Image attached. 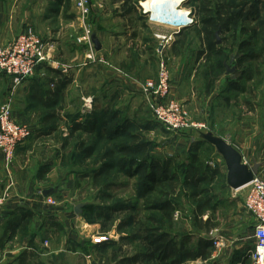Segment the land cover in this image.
Returning <instances> with one entry per match:
<instances>
[{
    "label": "crops",
    "instance_id": "1",
    "mask_svg": "<svg viewBox=\"0 0 264 264\" xmlns=\"http://www.w3.org/2000/svg\"><path fill=\"white\" fill-rule=\"evenodd\" d=\"M108 2L120 8L119 15H110L106 9ZM123 3L118 0H92L91 15L85 21H75L72 17L73 0H0V33L3 41L8 43L14 40L31 26L48 44L49 50L48 61L41 64L35 74L18 88L13 86L11 77L0 73V105L11 101L17 119L28 124L33 132L30 139L17 148L11 164L7 165L0 150V183L5 195L0 203V264H96L95 252L101 251V244L109 239L105 237L100 224L85 219L83 209L81 213L76 211L77 202L74 199L80 195L79 186H82L84 179L64 173L62 153L68 148L63 141L72 129L68 124L59 125V119L66 118L64 112L67 110L69 115L78 102V98L71 94L77 81L70 70L81 68L79 71L86 75L81 86L90 88L89 79L95 65L88 62L87 55L93 51L99 60L97 67L101 72L97 78L98 92L92 97H100L104 105L91 112L88 110L79 119H88L93 112H98L103 119L109 114L110 117L101 120L100 124L105 134L113 126L122 124L121 119L135 124L139 122L140 116H137L138 113L131 114L130 107L114 106L123 97L124 89L127 92H141L147 80L157 79L161 60L164 53L168 55V51L163 50L164 40L159 38L160 32L144 28L155 23L149 22L144 14H136L140 7L132 5V2V8L127 13ZM140 4L143 7V2ZM147 11L146 8L144 13L147 14ZM177 32L179 36L184 29ZM94 35L102 45L100 50L96 49ZM78 38L81 40H76ZM187 79L186 67L179 68L176 75L173 74L172 85L177 90V87L185 86ZM174 87L172 91L175 94ZM111 93H114L113 96ZM224 96L228 98V95ZM117 113L119 115L114 120L113 116ZM257 113L256 123L250 121L249 114L235 132L230 131L232 123L226 117L222 118L224 123L217 120L216 125L207 124L202 131L189 129L185 135L179 134L178 137H183L181 143L175 147L172 145L171 149L175 150L174 154L180 155L181 151L182 157L190 155L197 166H202L206 175H209V171H215L211 166L218 162L226 176L227 189L238 191L240 189L229 186V169L225 158L208 137L210 135L231 144L241 153L244 163L256 169L255 173L264 179V105L258 107ZM221 123L222 128H218ZM232 135L236 136L230 140ZM58 136L62 142H59ZM209 150H214L215 155L207 161L202 160L200 155ZM246 195L247 191L244 203ZM48 198L55 199L56 204H50ZM82 204L84 207L85 204ZM215 228L209 231L204 229L211 233L209 238L213 243L220 240L221 245L217 247L213 244L207 259L199 258L184 264H254L251 256L256 245L254 232L253 243L247 245L240 242L239 235L227 238L218 235ZM231 248L235 253L228 252ZM244 250L246 253L243 254Z\"/></svg>",
    "mask_w": 264,
    "mask_h": 264
},
{
    "label": "rangeland",
    "instance_id": "2",
    "mask_svg": "<svg viewBox=\"0 0 264 264\" xmlns=\"http://www.w3.org/2000/svg\"><path fill=\"white\" fill-rule=\"evenodd\" d=\"M73 1L72 17L75 21H83L78 17L76 0ZM147 1L148 0H133L132 3L134 4L132 5L140 7V10H138L136 14H144L145 18L152 23V14L149 11H147V14L144 13V11L146 12L144 4ZM245 1L185 0L179 8L186 9L191 19L190 24L192 21L193 23L191 25L189 24V27L186 26V29L185 27L180 29V31L184 29V32H181L179 36L177 32L179 30L172 29L169 26H158L156 22L153 26H144V28H148V30L152 32L156 33L158 31L161 33L158 34V36L160 39L164 40L163 50L168 51V55L164 53V59L168 66H170L169 69H171L172 80L173 74L176 75L177 69L186 67L188 70V79L185 81V86H179L176 90V87L172 85V89L174 87L176 90L175 94L173 91L172 93L174 94L173 97L175 100H179V102L187 107L192 121L201 123L206 122L205 124L207 125L210 123L215 124L217 120L224 123L222 118L226 117L228 120H231V127H233L230 130L231 132L238 131L237 128L239 127V123L241 124L243 119L247 120L246 118L249 114L250 121L256 123L258 120L257 109L264 105V0ZM140 2H143V7ZM227 2L243 3V6L245 5V13H248L250 9L255 13H252L250 19L248 18L245 22L243 21V25L247 27L246 32L242 31V25L234 28V30H236L235 32H221L218 30L216 33V47L222 50V53L213 54L206 50L199 33L202 26L200 9L206 5L208 6L207 8L214 9L218 5ZM158 8L163 9L160 4ZM106 9H108L107 11H109L111 16L114 14L119 15V12H121L119 7L109 2L106 5ZM126 12L128 13L129 9H127ZM250 14L251 12L248 13V15ZM76 25L80 26L77 22ZM254 29H257L258 35L256 39L253 40L252 43L254 44L250 48V51L241 50L240 42L251 39L250 37L254 34ZM176 39L177 42H174ZM76 40L79 41L81 39L78 38ZM83 46L85 47L86 45ZM245 52H247V56H245V60L240 64L239 59L244 56L243 54ZM252 53L257 56L256 59L248 56ZM98 61V58L96 60H88L89 63L91 62L92 65H95V69L90 76L91 79H89V89L85 86H81L82 80H86V75H82L79 71L81 68L78 69L74 67L70 70L73 71V77L77 81L71 94L76 99L78 98V102L73 106L72 110H70L72 112L69 113V115L67 114V110L64 112L67 119L64 117L62 120L59 119V125L68 124V127L72 129L75 121L84 123L87 120L86 118L84 120L79 119L82 114L87 113L88 110L91 112L93 109L100 108L104 105L100 97H96L97 99L92 97L93 94H97L99 89L97 78L101 70L97 67L99 64ZM218 61L224 64V68L220 69V76L219 72H214ZM72 63L76 64L77 62ZM70 71H68V73ZM69 75H71V73ZM232 83H237L239 87L233 88V86H231ZM141 92L142 94L140 95ZM141 92H132L131 90L127 92L124 89L122 94L123 97H121V99H119L120 101L114 106V108H124V106H128L131 109V114L134 115V113H138L137 116L141 117V120L140 117H138V121L142 122L140 123L141 128H145L142 124H146L148 120L156 124V127L151 130H142L145 131L143 134H139L137 130V128L140 127L133 128L134 133L136 132L141 135L139 136L140 139L138 142L128 135L126 140L123 139V134L122 137L119 136V138H117L121 139L119 141L123 140L124 142L132 143L134 149L139 146L137 150L138 153L136 152L135 161L133 162V174L119 171L116 165L113 167L111 164L112 167L109 170L110 172L106 175L104 174L100 178L101 181L97 184L95 179H92L94 175L92 171L94 170L95 172L97 168L103 165V160L99 159L98 156H101L104 151L101 154L99 153L97 157L95 156L94 158L90 157L82 160L80 156L74 152V146H76L77 141L70 138V142L68 144L66 143L65 146L68 148V151H66L65 148L62 153L63 163H65L64 173L67 174V176L71 174L77 176L79 173H87L90 175V177L82 181V186H79L81 187V191L79 192L80 195L76 196L74 199V201L77 202V206L84 203L85 205L92 204L94 209L100 206L112 205H122L123 207V209L116 212L113 219L106 224H103V219L96 218L93 209L90 211L92 214L88 217L89 221L95 220L96 222L92 223L100 224L101 230L105 233V237H109L110 239L104 242L110 241L113 244L107 248H103L99 252H95V260L100 264H114L112 261L108 260L111 258L114 249L122 247V252L119 251V254H123L124 252L132 253L142 247L137 239L139 235L135 232L136 228H138L137 224L139 221L146 220L147 217L155 214L151 212L148 208L149 206L145 205V197L142 198V192L140 190L143 180L148 176V170H150V172L152 170L157 172V174L155 173L156 175L166 173L170 175L175 174L179 184L178 191L171 194L172 200L175 203L177 202L178 205L177 211L173 217L172 226L170 222H167L163 226V229H169L168 226H171V231L174 234H179L180 237L190 235L193 240L192 243L203 235L211 237V233H207L206 229L198 225L194 216V209H196L199 204L204 203V201L201 200L203 198L200 199L199 196L193 195L194 185L197 183V180L202 177L203 168L201 165L197 166V162L193 161L190 155L186 156L183 152L184 156L182 157L181 151L180 155L177 153L174 154L173 151L175 150L172 151V145L175 147L177 143L183 139L182 136L185 135L186 131L174 132L166 129L164 125L157 123L159 121L156 119L147 102L148 96L144 94L143 87ZM113 94L114 93H111L112 96ZM224 95H228V98ZM86 97L89 99L85 100ZM111 103H113V101ZM79 113L81 114L79 115ZM109 117V114H107L104 119H108ZM121 117L123 118L124 116L121 115ZM223 123L219 124L218 128H222ZM80 133L83 135V139L87 144L91 143L96 146L101 144L96 141V137H91L87 131H84V133L76 132V135ZM179 134L182 136L178 137ZM235 136L236 135L230 136V140L235 138ZM58 139L59 142H62V138L59 137ZM167 141L169 143H167ZM135 142L137 144L136 146ZM116 143L117 142L112 139L108 144H104L103 149L105 150L107 147L111 148ZM167 144L169 148L165 149L164 146L166 147ZM208 149H210V147ZM215 153L214 150H209L200 155V158L207 161L210 157H213ZM121 155V153H116L115 159H118ZM110 161H113V163L115 162L114 158ZM185 161L188 163L186 164ZM141 162L148 163L149 166L140 169L137 164ZM165 164H168V167H165ZM211 169H217L218 173L213 176L209 171L211 177L207 175L205 184L201 186L208 189V195L205 200L209 198L211 202L205 209L202 215L204 219H202L207 220L209 217L210 226L208 229L216 227L214 231H217L218 235L222 234L227 236V238L233 237L232 235H239L241 243H246L247 245L252 244V233L254 232L255 221L253 216L247 212L244 205V194L248 190V187L238 191L227 189L226 176L221 171L220 164L218 162L214 163ZM108 185L111 187H108ZM153 195H155V193ZM83 208L82 209L85 210V207ZM120 225L123 226V229L120 228ZM136 235L137 237H135ZM228 252L235 253V250L231 248ZM244 253H246L245 250L243 251V254ZM97 262L96 264H98Z\"/></svg>",
    "mask_w": 264,
    "mask_h": 264
},
{
    "label": "trees",
    "instance_id": "3",
    "mask_svg": "<svg viewBox=\"0 0 264 264\" xmlns=\"http://www.w3.org/2000/svg\"><path fill=\"white\" fill-rule=\"evenodd\" d=\"M118 1L124 2L123 6H125V9H131L130 3L133 0ZM244 1L245 0H242V2ZM207 7L208 6L206 5L200 9L202 26L200 28L199 33L202 39V43L204 44L208 52L210 51V53L213 54H221L222 50L217 49L216 47L217 31L220 30L221 32H235L236 30H234V28H237L239 25H242V31L246 32L247 27L243 24L245 20H248V18L250 19L252 13L254 14L255 12L251 11L250 9L249 12H251V14L248 15L249 12L245 13V5L243 6V3L240 2H227L218 5L214 9ZM253 33L254 34L252 35V37H250L251 39L240 42L241 50L250 51V48L254 44L252 42L254 39H256L258 35L257 29H254ZM246 53L247 52H245L243 54L244 56L239 59L240 64H242V62L245 60L244 58L245 56H247ZM248 56L253 59L257 58L254 53ZM223 68L224 64L218 61L214 72H219L220 76V69ZM231 86H233V88L239 87L237 83H232ZM80 114L81 113H79V115ZM118 115L119 113L114 114V120L117 119ZM49 116L52 117L53 115H47V117ZM101 120H103V118L101 116L99 117L98 112H93L88 116L87 121H85L84 123H79L75 121L71 130V134L68 137H64V146H66V143L68 144L70 142V138H73L77 141L76 146H74V152L77 153L82 160L88 159L90 157H97L99 153L101 154L104 151L101 156H98L99 159L103 160V165H101L100 168H97L95 172L94 170L92 171V173L94 174L92 179H95V182L97 184L101 181L100 178L104 174H108L110 172L109 170L111 169V167H114L115 165L119 168V171H125L127 172V174H133V162L135 161L136 152L139 146L134 149V145H132V143H127L123 140L119 141L121 140L117 139L119 138V136L122 137L123 134L122 138L126 140L128 135L136 139V142H138V140L140 139L139 136H141L139 134H143L142 130H144L145 128L149 129L151 127H156V124L152 123L151 120H148L147 123L144 125L142 124V126H145V128H141L140 123L142 122H137L136 124L131 122L128 123L127 121L129 120L121 119V122H123L122 124L116 127L113 126V129L110 128L109 131L105 134L101 129L103 127L100 126ZM157 123L163 125L160 122ZM133 128H137L139 134L136 132L134 133ZM84 131L89 132L91 137H96V141L101 144L97 146L91 143L87 144L83 139V135H81V133L76 135V132L84 133ZM112 139H114V141H116L117 143L113 147H107L104 150V144H108V142ZM136 142L135 146L137 145ZM116 153H121V157L115 159ZM113 158L115 160L114 163L113 161H110ZM95 160L97 161L96 158ZM193 160L195 161V159ZM63 165L65 166V163H63ZM137 165L140 167V169L142 167L149 166L148 163L144 162H141ZM165 167H168V164H165ZM148 172V176L142 182V186L140 189L142 193H140L142 194V198L145 197V205L149 206L148 208L151 210V212H154L155 214L150 215L146 218V220L139 221V223L137 224L138 228H136L135 232L139 236L137 237L136 235L135 237H137L142 247L132 253L124 252L123 254H119V251L122 252V247H120L119 249H114L111 258L108 260L112 261L114 264H184L187 261L197 260L199 258L207 259L211 255V249L213 248L214 244L211 238L201 237L196 243H192L193 240L190 235L180 237L179 234H174L171 231L173 217L175 212L177 211L178 206L177 202L175 203L171 197L172 193H176L178 191L179 184L176 175H170L167 173L162 175H156L157 172L153 170L151 172L150 170H148ZM211 173L213 174V176H215L217 175L218 171L217 169H215V171ZM77 176L78 178L84 180L87 179V177H90V175L87 173H79ZM209 176L211 177V175H208V177ZM206 178V173H203L202 177L198 179L197 183L194 185L193 195L199 196L200 199L203 198L201 200L204 201V203L199 204V206L194 209V216L198 225H200L201 228H206L209 231V219L206 221L202 219V215L205 212V209L211 204L209 198L205 200L206 196L208 195V189L205 187H201L203 184H205ZM108 187L111 186L108 185ZM154 193L155 195H153ZM84 207L85 210H83V215L88 221V217H90V214H92L90 213V211L93 209L96 218L104 220L105 223L103 222V224H106L107 222L111 221L113 219L114 214L123 209L122 205L100 206L94 209L92 204H86L84 205ZM92 222L96 221L93 220L91 221V223ZM167 222H170L171 226H168L169 229H163V226ZM120 228L123 229V226L120 225ZM110 245H113L110 241L103 242L101 244V249L107 248Z\"/></svg>",
    "mask_w": 264,
    "mask_h": 264
},
{
    "label": "built area",
    "instance_id": "4",
    "mask_svg": "<svg viewBox=\"0 0 264 264\" xmlns=\"http://www.w3.org/2000/svg\"><path fill=\"white\" fill-rule=\"evenodd\" d=\"M91 1L76 0L79 19L85 21L91 15ZM48 51V44L31 26L8 43L3 41L0 33V73L11 77L13 86L18 88L35 74L41 64L48 61ZM87 58L97 59L93 51L89 52ZM142 87L144 94L148 96L147 102L152 112L166 129L174 132L192 128L206 129L205 123L192 121L187 107L174 99L171 72L165 59L161 60L157 79L147 80ZM32 134L31 127L17 119L11 101L0 105V150L5 156L7 165L12 163L17 148L30 139ZM246 187L248 190L245 208L256 222L254 229L256 245L251 251V256L254 264H264V179L256 174ZM2 191L3 186L0 183V203L5 197ZM48 202L56 204L53 198H48ZM214 245L219 247L221 241L216 240Z\"/></svg>",
    "mask_w": 264,
    "mask_h": 264
},
{
    "label": "water",
    "instance_id": "5",
    "mask_svg": "<svg viewBox=\"0 0 264 264\" xmlns=\"http://www.w3.org/2000/svg\"><path fill=\"white\" fill-rule=\"evenodd\" d=\"M93 41L96 45V49L100 50L102 45L95 35L93 36ZM196 130H201V129H196ZM208 139L216 144L218 150L225 158L227 167L229 169V175H228L229 186L235 190L246 187L254 179L256 175L255 173L256 169H251L248 165H246L243 161V157L241 153L231 144L226 143L220 139H216L210 135ZM82 208H83V204H80L76 207V211L78 213H81Z\"/></svg>",
    "mask_w": 264,
    "mask_h": 264
},
{
    "label": "bare ground",
    "instance_id": "6",
    "mask_svg": "<svg viewBox=\"0 0 264 264\" xmlns=\"http://www.w3.org/2000/svg\"><path fill=\"white\" fill-rule=\"evenodd\" d=\"M185 0H148L146 5L152 14L153 22L158 25L169 26L172 29L180 30L190 24L191 19L186 9L179 8ZM162 5L163 9L158 6ZM186 15V16H185Z\"/></svg>",
    "mask_w": 264,
    "mask_h": 264
},
{
    "label": "clouds",
    "instance_id": "7",
    "mask_svg": "<svg viewBox=\"0 0 264 264\" xmlns=\"http://www.w3.org/2000/svg\"><path fill=\"white\" fill-rule=\"evenodd\" d=\"M189 15H190V13H189Z\"/></svg>",
    "mask_w": 264,
    "mask_h": 264
}]
</instances>
